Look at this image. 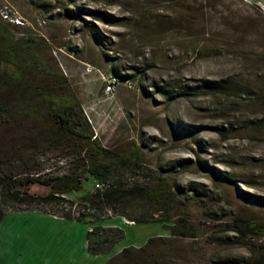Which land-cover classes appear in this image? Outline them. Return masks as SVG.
<instances>
[{"label":"rangeland","instance_id":"rangeland-1","mask_svg":"<svg viewBox=\"0 0 264 264\" xmlns=\"http://www.w3.org/2000/svg\"><path fill=\"white\" fill-rule=\"evenodd\" d=\"M65 10L79 14L70 18ZM10 49L9 63L2 52ZM200 80H229L237 90L166 101L154 89L178 93ZM246 86L257 100L242 94ZM66 94L99 145L124 159L109 163L117 179L163 180L194 199L172 210L194 238L110 213L99 224L124 227V238L109 253L90 255L86 225L38 212L60 214L66 205L13 206L0 221V264H104L149 238L156 240L148 251L173 264L264 257V235L233 230L236 223L264 227V0H0V173L46 178L77 166L82 152L55 134L42 98ZM95 183L87 177L62 197L78 202ZM22 190L48 191L37 183Z\"/></svg>","mask_w":264,"mask_h":264},{"label":"trees","instance_id":"trees-1","mask_svg":"<svg viewBox=\"0 0 264 264\" xmlns=\"http://www.w3.org/2000/svg\"><path fill=\"white\" fill-rule=\"evenodd\" d=\"M65 13L70 18H76L79 14L68 10H65ZM95 15L92 18L100 20ZM81 29L85 30L93 41L99 44V37L94 32L91 24L82 22ZM2 36L3 40L9 39V35L5 31H3ZM13 52L14 49L2 52V59L10 63L14 58L11 57ZM9 56L11 58H8ZM245 61L249 63V59L246 58ZM112 74L117 77L114 70H112ZM16 75H18V72ZM15 76L10 75L7 78L10 80L12 77L15 80ZM199 83L200 85L194 87H181L178 93L173 90H165L162 87H154V89L163 94L166 101L185 99L199 94L225 96L233 94L237 90L235 83L229 80H200ZM244 88L242 94H245L248 100H257L258 94L256 91L250 86ZM197 90L203 91L199 92ZM239 91L241 92V89ZM42 98L46 113L52 120L55 134L65 136L69 141L68 143L78 146L79 151L82 152L81 158L79 154V163L71 172L46 178L26 176L23 179L16 180L12 175L6 176L0 173V221L5 216L6 209L13 206L25 205L30 208L34 206L52 205L57 207L66 205L67 210L62 211L60 214L38 212L86 225L85 249L90 255L107 254L116 243L124 238L122 229L114 226L103 227L99 224L103 221L104 215L110 213L112 216L124 218L126 221L137 225L162 223L163 228L168 231L170 236L194 238V229L182 221L179 216L172 215L175 204H181L179 203L180 200L182 202L194 200L192 197H189L176 184L168 185L163 180H158L153 185H143L137 182L125 185L123 181L117 179L109 165L112 162L123 165L124 159L99 145L75 99L70 94L62 95L56 99H49L46 96ZM221 131H218L219 134H221ZM87 177L96 182L95 189L91 193L81 197L78 202H72L62 197L80 187L81 182L87 180ZM27 183L40 184L46 187L48 191L44 195L28 194L22 190ZM199 195L202 196L203 193L199 192ZM72 212H75L76 215L73 216ZM205 213L209 217L213 215L210 212ZM233 230L240 237L264 235V227L251 222L236 223ZM155 240L149 238L143 246L137 249L132 247L122 248L118 254L109 258L104 264H173L172 260L167 257L148 251L150 244ZM249 264H264V257L258 258Z\"/></svg>","mask_w":264,"mask_h":264},{"label":"crops","instance_id":"crops-1","mask_svg":"<svg viewBox=\"0 0 264 264\" xmlns=\"http://www.w3.org/2000/svg\"><path fill=\"white\" fill-rule=\"evenodd\" d=\"M55 219H56V220L63 221V219L61 220L60 218H56V217H54L53 220H55ZM119 228H120V227H119ZM121 229L124 231V227H123V228L121 227ZM131 246H133V245H131ZM134 246L137 247L136 245H134ZM120 250H121V249H120ZM120 250H117L114 254H117ZM110 257H111V256H110Z\"/></svg>","mask_w":264,"mask_h":264},{"label":"built area","instance_id":"built-area-1","mask_svg":"<svg viewBox=\"0 0 264 264\" xmlns=\"http://www.w3.org/2000/svg\"><path fill=\"white\" fill-rule=\"evenodd\" d=\"M260 8H261V7H260ZM16 23H17L16 21H13V22H12V24H16ZM111 82L114 83V81H111ZM112 83H111V84H112ZM111 84H109V81H108V85H111Z\"/></svg>","mask_w":264,"mask_h":264}]
</instances>
